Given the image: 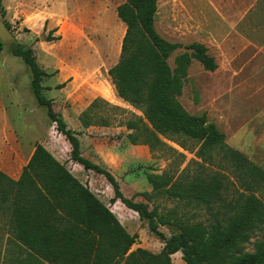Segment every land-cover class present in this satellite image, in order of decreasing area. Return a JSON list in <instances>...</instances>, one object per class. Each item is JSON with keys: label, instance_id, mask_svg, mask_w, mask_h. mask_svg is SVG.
<instances>
[{"label": "trees", "instance_id": "obj_1", "mask_svg": "<svg viewBox=\"0 0 264 264\" xmlns=\"http://www.w3.org/2000/svg\"><path fill=\"white\" fill-rule=\"evenodd\" d=\"M156 9L157 0H124L116 6L125 32L119 59L107 70L117 95L142 112V116L118 123L129 130L128 141L180 157L161 173H146L152 188L141 195L147 202L124 196L106 167L81 154L78 133L67 126L54 110L53 100L43 93L46 72L33 49L17 43L10 50L29 68L31 92L69 143L70 160L103 175L113 191L111 202L118 200L135 211L161 241V249L131 250L137 234L129 233L88 184L36 143L17 179L0 170V208L7 216L12 240L24 254L17 264H175L171 256L176 252L185 264H264V201L259 196L264 192V167L227 145L224 133L204 112L194 115L181 105L178 96L192 61L209 71L217 63L201 42L181 44L162 37L155 26ZM0 13H5L1 0ZM177 49L182 51L171 67L167 59ZM97 103L94 99L80 114L84 127L111 125L91 116ZM160 136L193 152L194 157L179 169L184 154ZM187 141L193 145L188 146ZM155 198L176 205L163 210ZM180 205L194 210L179 214ZM196 210H204L207 217L196 219ZM159 226L172 232L166 235ZM257 235L261 237L248 250Z\"/></svg>", "mask_w": 264, "mask_h": 264}, {"label": "rangeland", "instance_id": "obj_2", "mask_svg": "<svg viewBox=\"0 0 264 264\" xmlns=\"http://www.w3.org/2000/svg\"><path fill=\"white\" fill-rule=\"evenodd\" d=\"M123 1L1 0L5 13H0V20L15 37L12 45L33 49L46 72L43 93L53 100L54 110L67 126L78 133L81 154L106 167L124 196L147 202L141 195L152 188L146 173H161L180 157L152 150L146 144H131L125 136L129 130L118 125L142 116L141 110L117 95L107 73L119 59L125 25L116 14V6ZM88 5L100 8L90 13ZM154 21L162 37L181 44L201 42L217 63V68L209 71L192 61L178 96L181 105L194 115L204 112L224 133L227 145L264 167V0H157ZM180 51L168 57L171 67ZM94 99L98 103L91 116L106 119L111 125H82L79 116ZM160 138L184 154L179 169L194 157L193 152ZM36 143L54 153L75 177L88 184L129 233L137 234L131 250L161 249V241L135 211L118 200L111 202L113 191L103 175L70 160L69 143L55 130L45 107L37 104L31 92L29 68L0 40V170L18 178ZM187 145L193 142L187 141ZM259 196L264 201V192ZM154 202L163 210L176 205L164 198ZM148 206L152 208V202ZM193 210L178 207L179 214ZM206 217L204 210L195 211L196 219ZM159 230L166 235L172 232L167 226H159ZM260 237L252 238L247 249L252 250L253 241ZM23 256L0 208V264L20 263ZM171 257L175 264H185L180 252Z\"/></svg>", "mask_w": 264, "mask_h": 264}, {"label": "water", "instance_id": "obj_3", "mask_svg": "<svg viewBox=\"0 0 264 264\" xmlns=\"http://www.w3.org/2000/svg\"><path fill=\"white\" fill-rule=\"evenodd\" d=\"M15 39L14 35L9 31L6 24L0 20V40L6 46H12V42Z\"/></svg>", "mask_w": 264, "mask_h": 264}, {"label": "crops", "instance_id": "obj_4", "mask_svg": "<svg viewBox=\"0 0 264 264\" xmlns=\"http://www.w3.org/2000/svg\"><path fill=\"white\" fill-rule=\"evenodd\" d=\"M99 9L100 7L99 6H95V7H92L91 5H88L87 6V9L89 10V12L91 13L92 12V9ZM69 11V10H68ZM104 127H107V126H104ZM33 149H34V147H33ZM33 149H32V151H33ZM32 151L30 152V155L32 154ZM52 153V152H51ZM53 155H54V157L56 158V159H58L56 156H55V154L54 153H52ZM30 155H29V157H30ZM29 159V158H28ZM59 160V159H58ZM17 179V178H16ZM80 180V179H79ZM82 183H84L82 180H80ZM92 191V190H91ZM96 195V194H95Z\"/></svg>", "mask_w": 264, "mask_h": 264}]
</instances>
